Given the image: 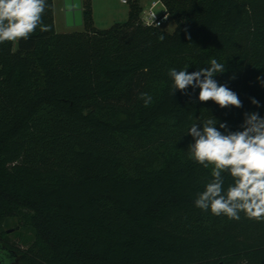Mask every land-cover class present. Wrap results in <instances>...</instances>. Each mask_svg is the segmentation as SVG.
Instances as JSON below:
<instances>
[{
    "label": "trees",
    "instance_id": "trees-1",
    "mask_svg": "<svg viewBox=\"0 0 264 264\" xmlns=\"http://www.w3.org/2000/svg\"><path fill=\"white\" fill-rule=\"evenodd\" d=\"M162 1L174 33L143 26L138 0L99 30L82 0L86 31L58 34L48 0L50 31L0 43V264H264V223L195 207L210 169L188 158L186 134L264 116V0ZM210 58L242 108L172 95L170 68Z\"/></svg>",
    "mask_w": 264,
    "mask_h": 264
},
{
    "label": "clouds",
    "instance_id": "clouds-1",
    "mask_svg": "<svg viewBox=\"0 0 264 264\" xmlns=\"http://www.w3.org/2000/svg\"><path fill=\"white\" fill-rule=\"evenodd\" d=\"M48 7V0H0V43L27 40L37 29L50 31V26L43 22ZM159 38L163 41L164 36ZM188 67L168 70L173 96L177 91L187 94L189 88L199 89L197 99L201 103L212 101L221 109L243 107L238 93L215 79L225 73L224 63L210 58L206 67L193 72H188ZM235 78V74L229 77ZM256 79L264 86V78ZM140 99L145 107L153 103L148 93H141ZM250 102L261 107L254 97H250ZM186 134L192 137L187 147L188 158L210 169V178L197 194L195 207L237 221L243 213L247 219L264 223V116L258 111L244 112L237 130L213 116L192 122ZM226 177L231 180L227 187Z\"/></svg>",
    "mask_w": 264,
    "mask_h": 264
},
{
    "label": "rangeland",
    "instance_id": "rangeland-1",
    "mask_svg": "<svg viewBox=\"0 0 264 264\" xmlns=\"http://www.w3.org/2000/svg\"><path fill=\"white\" fill-rule=\"evenodd\" d=\"M131 1V2H130ZM129 4H123L120 0H91L93 26L99 30H107L116 23L126 22L129 18L130 4L134 0H130ZM142 8L148 7L154 0H138ZM249 2H257L259 0H247ZM63 0H52L51 12L55 32L58 34H79L86 31L83 27H68L65 12L63 11ZM164 31L174 33L176 24L171 21L164 28ZM16 224L12 225V228ZM10 239L16 242L17 237L10 235Z\"/></svg>",
    "mask_w": 264,
    "mask_h": 264
},
{
    "label": "built area",
    "instance_id": "built-area-1",
    "mask_svg": "<svg viewBox=\"0 0 264 264\" xmlns=\"http://www.w3.org/2000/svg\"><path fill=\"white\" fill-rule=\"evenodd\" d=\"M130 0H120L123 4H129ZM172 21L170 12L162 0H154L148 7H144L140 16V22L147 28L163 29Z\"/></svg>",
    "mask_w": 264,
    "mask_h": 264
},
{
    "label": "water",
    "instance_id": "water-1",
    "mask_svg": "<svg viewBox=\"0 0 264 264\" xmlns=\"http://www.w3.org/2000/svg\"><path fill=\"white\" fill-rule=\"evenodd\" d=\"M64 12L68 27H83V2L82 0H63ZM14 230H9L8 233Z\"/></svg>",
    "mask_w": 264,
    "mask_h": 264
},
{
    "label": "crops",
    "instance_id": "crops-1",
    "mask_svg": "<svg viewBox=\"0 0 264 264\" xmlns=\"http://www.w3.org/2000/svg\"><path fill=\"white\" fill-rule=\"evenodd\" d=\"M63 11H64V5H63Z\"/></svg>",
    "mask_w": 264,
    "mask_h": 264
}]
</instances>
